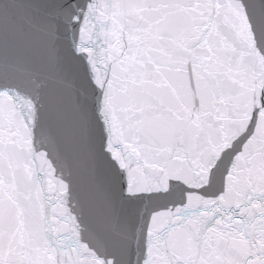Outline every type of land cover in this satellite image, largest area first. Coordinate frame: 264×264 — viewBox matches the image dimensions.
Here are the masks:
<instances>
[{
    "label": "snow or ice",
    "instance_id": "6c2138e0",
    "mask_svg": "<svg viewBox=\"0 0 264 264\" xmlns=\"http://www.w3.org/2000/svg\"><path fill=\"white\" fill-rule=\"evenodd\" d=\"M241 6L255 49L235 28L233 10ZM67 8L55 0H0V264H56L45 235L52 226L30 203L13 93L26 96L29 108L50 96L54 116L93 157L98 123L101 150L126 179L153 157L222 149L208 187L223 169L228 189L207 209L211 220L201 218L196 257L156 264H264V119L257 123L264 98L245 132L221 143L234 104L264 84V0H86L74 14L86 15L78 44L88 51L75 55L92 84L89 107L70 104L60 87L68 73L53 29L62 14L73 15ZM17 52L29 56L13 58Z\"/></svg>",
    "mask_w": 264,
    "mask_h": 264
},
{
    "label": "water",
    "instance_id": "95a60500",
    "mask_svg": "<svg viewBox=\"0 0 264 264\" xmlns=\"http://www.w3.org/2000/svg\"><path fill=\"white\" fill-rule=\"evenodd\" d=\"M55 2L68 4L65 11L73 13L69 17L62 14L54 22L53 38L68 73L60 87L65 89L70 104L89 107L93 103L92 84L83 58L75 55L76 51H88L78 44L86 15L74 14L86 0ZM233 17L240 40L255 49L242 6L233 10ZM255 55L259 57V51ZM12 56L26 58L29 54L17 52ZM262 93L264 84L257 82L234 104L221 143L226 140L230 144L245 132L253 110L261 105ZM16 95L9 98L19 117L16 147L20 163L31 171L30 203L52 226L45 235L54 241L52 258L56 264H145L148 259L156 264L169 256L196 257L201 218L211 220L207 209L215 204L222 188L228 189L227 178L221 183L223 169L208 187L222 149L210 146L195 156L172 160L153 157L136 166L126 179L101 150L103 137L98 123L92 134L93 157L69 136L65 122L54 116L50 96L42 94L41 100L29 108L27 97L16 99ZM261 119L264 109L257 123ZM258 146L264 148V143ZM186 224L191 231L181 227ZM157 237L168 243H160ZM164 248L166 252L161 251Z\"/></svg>",
    "mask_w": 264,
    "mask_h": 264
}]
</instances>
